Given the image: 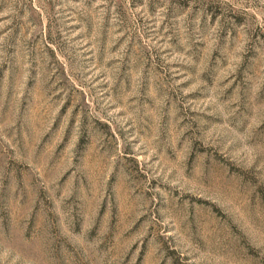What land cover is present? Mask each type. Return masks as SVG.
Returning a JSON list of instances; mask_svg holds the SVG:
<instances>
[{"label": "rangeland", "instance_id": "rangeland-1", "mask_svg": "<svg viewBox=\"0 0 264 264\" xmlns=\"http://www.w3.org/2000/svg\"><path fill=\"white\" fill-rule=\"evenodd\" d=\"M0 264H264V0H0Z\"/></svg>", "mask_w": 264, "mask_h": 264}]
</instances>
